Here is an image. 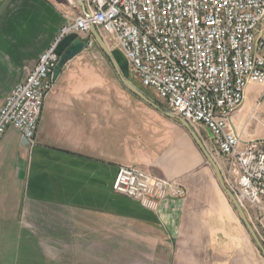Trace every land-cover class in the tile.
<instances>
[{
    "label": "crops",
    "instance_id": "crops-1",
    "mask_svg": "<svg viewBox=\"0 0 264 264\" xmlns=\"http://www.w3.org/2000/svg\"><path fill=\"white\" fill-rule=\"evenodd\" d=\"M76 5L0 0V109ZM93 49L54 81L34 147L24 148L14 128L0 139V264H264L189 130L130 92L107 56L86 55ZM193 130L212 152L209 130ZM257 135L245 130L264 139L263 130ZM120 167L153 173L185 194L150 210L113 190Z\"/></svg>",
    "mask_w": 264,
    "mask_h": 264
},
{
    "label": "built area",
    "instance_id": "built-area-1",
    "mask_svg": "<svg viewBox=\"0 0 264 264\" xmlns=\"http://www.w3.org/2000/svg\"><path fill=\"white\" fill-rule=\"evenodd\" d=\"M76 7L56 43L7 96L0 139L14 128L24 148L34 147L54 87L58 44L75 33L91 49L95 28L122 52L143 90L192 128L209 130L227 189L243 209L264 212V139L245 137L234 122L249 87L264 85V0H77ZM251 119L258 121L257 107ZM113 190L150 210L185 194L176 183L134 167L119 168Z\"/></svg>",
    "mask_w": 264,
    "mask_h": 264
},
{
    "label": "water",
    "instance_id": "water-1",
    "mask_svg": "<svg viewBox=\"0 0 264 264\" xmlns=\"http://www.w3.org/2000/svg\"><path fill=\"white\" fill-rule=\"evenodd\" d=\"M92 36L94 37L97 45L101 48V50L104 52V54L111 60V63L119 76L121 82L123 85L130 91L132 92L135 96L152 106L153 108L157 109L160 111L162 114L169 116L171 118H174L181 122L187 130L191 133L193 136L194 140L210 162V164L213 166L219 184L222 187L223 191L227 194L228 198L232 202L233 206L236 208L238 214L240 215L242 222L246 226L248 232L250 233L251 237L253 238L254 242L262 252L264 256V245L258 235L256 234L254 228L250 224L248 217L246 216L245 211L243 208L240 206L239 202L235 198V196L227 189L220 168L215 161L214 157L210 154V152L204 147L202 141L198 137V135L194 132L193 128L182 118L175 116L174 114L165 112L162 110L156 103L152 102L142 91L139 89L137 86H135L130 80V68H129V63L125 56L122 54L120 50H111L105 41L103 40L102 36L97 32V30L94 28L92 30ZM87 49V39H82L79 38V36L75 33L70 34L66 36L57 46L56 49V54L59 56V62L57 65V68L54 72L53 79L54 81L57 79L59 74L61 73L63 67L69 63L72 59L80 55L82 52H84Z\"/></svg>",
    "mask_w": 264,
    "mask_h": 264
},
{
    "label": "rangeland",
    "instance_id": "rangeland-1",
    "mask_svg": "<svg viewBox=\"0 0 264 264\" xmlns=\"http://www.w3.org/2000/svg\"><path fill=\"white\" fill-rule=\"evenodd\" d=\"M105 43L107 44V46L111 50H116V49H113L115 47V44L110 43L108 40H107V42L105 41ZM94 47H95V50L93 49L92 52H89L86 55L106 56L104 54V52L101 50V48L97 45V43ZM129 80L135 86H137L139 89H141L143 91V89L140 88L139 82L137 80H135L134 76L131 73H130ZM147 94L149 95V97H151L155 101L162 102L166 107V104L162 100H159L152 92L147 91ZM256 107H257L258 118H259L258 121L254 120V119L249 120V116H250L251 112ZM167 111L169 112L168 109H167ZM234 122L238 128L243 126L241 128L242 129L245 128L247 135L258 134L257 137L258 138L261 137L260 133H262V130L264 132V129H263L264 128V85H252L249 87V89L247 91V95H246V101H245L244 105L241 107V110L238 112L237 118L234 119ZM214 150H215V148H214ZM210 154L212 155V152H210ZM213 157H214L215 161L217 162L219 168H220V165L223 166V160H221V158H219L218 156H216V157L213 156ZM226 196H227V194H226ZM243 210L245 211L246 216L248 217V220H249L250 224L252 225V227L254 228L258 237L259 238L261 237L263 239L262 240L260 238V240L262 241V243L264 245V212L259 211V210L257 211L255 209H250L246 205L244 206ZM236 214H237V212H236Z\"/></svg>",
    "mask_w": 264,
    "mask_h": 264
}]
</instances>
